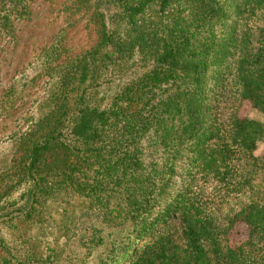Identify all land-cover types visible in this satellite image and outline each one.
<instances>
[{"label": "trees", "instance_id": "trees-1", "mask_svg": "<svg viewBox=\"0 0 264 264\" xmlns=\"http://www.w3.org/2000/svg\"><path fill=\"white\" fill-rule=\"evenodd\" d=\"M102 4L97 47L62 72L47 110L24 134L31 141L24 201L68 189L98 206L103 220L119 221L125 241L111 245L120 254L102 264H264V152L254 156L264 142V21L253 30L240 23L264 12V0ZM106 20L122 22L121 34L108 33ZM106 46L148 65L109 91L104 105L81 90L70 107ZM229 87L237 100L223 122L217 107ZM242 102L263 120L241 116ZM207 182L223 197L253 193L220 223L200 201ZM174 219L180 241L157 232ZM238 223L247 232L231 244Z\"/></svg>", "mask_w": 264, "mask_h": 264}, {"label": "rangeland", "instance_id": "rangeland-1", "mask_svg": "<svg viewBox=\"0 0 264 264\" xmlns=\"http://www.w3.org/2000/svg\"><path fill=\"white\" fill-rule=\"evenodd\" d=\"M104 11L102 0H0V239L6 250L0 249V264L3 259L7 264L45 260L46 264H102L107 254H120L111 242L125 241L124 229L118 226L119 221L103 220L101 209L91 206L90 199L65 189L24 201L28 189L23 177L26 147L31 142L24 134L47 110L50 102L45 100L62 72L97 47V14ZM263 21L260 10L240 23L253 30ZM105 23L113 37L121 34L122 22ZM94 57V71L69 96L70 107L75 105L72 97L81 90L89 101L104 105L109 91L135 78L148 65L139 63L136 55L127 59L111 46L100 48ZM223 98L217 108L226 122L227 113L236 105V89L229 87ZM239 114L263 120L246 102H242ZM263 152L264 142L260 141L254 156ZM238 164L244 166L242 161ZM201 189V203L220 223L253 193L246 189L223 197L222 187L215 182H207ZM179 228V221L174 219L157 232L180 241ZM246 232L243 224H236L229 234L230 243L238 244ZM137 248L133 251L138 253ZM129 252L124 253L126 257Z\"/></svg>", "mask_w": 264, "mask_h": 264}]
</instances>
